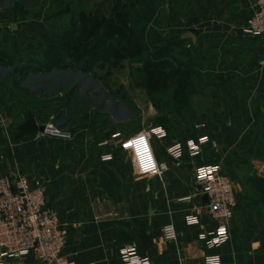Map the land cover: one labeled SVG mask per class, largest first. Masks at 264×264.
Listing matches in <instances>:
<instances>
[{
    "label": "crops",
    "instance_id": "obj_1",
    "mask_svg": "<svg viewBox=\"0 0 264 264\" xmlns=\"http://www.w3.org/2000/svg\"><path fill=\"white\" fill-rule=\"evenodd\" d=\"M122 1L82 2L86 3L87 13L94 10L100 18L109 20ZM255 2L184 0L181 11L170 14L169 9L162 8V32L173 38L191 32L195 40L184 42L197 52L222 45L238 46L240 41L246 48L250 38L242 34V28L254 11ZM51 6L56 10L45 18ZM58 6L61 7L57 9ZM69 16L67 4L58 0H0V116L10 121L7 130L0 125V178L22 175L30 181L45 183L47 201L68 230L65 253L76 264H121L120 249L129 243L150 264H204L207 251L198 241L197 229L185 222L193 204L201 202L202 197L193 182V172L195 166L224 163L232 179L236 206L229 240L211 252L219 255L223 264H264V256L250 242L251 238L244 242L237 238L256 219L248 206V195L243 194L247 183L238 180L233 165L234 157L241 154L233 148L248 135L243 131L244 123L249 125L261 111L264 195V52L261 67L245 71L249 73V81L239 89H233L231 82H224L225 86L216 82L223 99L213 100L211 106L216 109L223 106L224 111L215 118L226 119V129L219 120L210 123L206 119L186 130L175 126L169 130L155 122L148 125L147 128L161 127L167 134L163 140L153 138L147 143L148 154L155 164L167 165L159 180L142 167L138 146L132 139L142 130L125 129L124 119H105L109 113L119 115L122 106L116 100H105V85L110 79L104 68L96 64L75 67L69 65L72 60L66 56H62L59 67L43 68L44 54L40 51L43 45L61 47L62 39L72 32L85 41L72 20H67ZM261 44L264 46V38ZM50 107L55 109L56 124L65 132L61 137H45L38 132ZM29 120L35 122L37 132H19V126ZM115 133L125 138L124 145L105 150L96 147L97 140ZM202 135L218 144L224 141L227 152L205 146L193 159L171 161L167 157V147ZM105 151L112 154L111 161L100 160ZM186 197H191L193 203L180 202ZM165 223L176 227L174 242L161 238L160 229ZM19 262L33 263L31 258Z\"/></svg>",
    "mask_w": 264,
    "mask_h": 264
},
{
    "label": "rangeland",
    "instance_id": "obj_2",
    "mask_svg": "<svg viewBox=\"0 0 264 264\" xmlns=\"http://www.w3.org/2000/svg\"><path fill=\"white\" fill-rule=\"evenodd\" d=\"M82 1L58 0L62 5L67 4L70 14L67 20L71 19L73 27L80 30L79 35L85 40L82 42V51L86 56L90 55L87 50L98 43L104 34L110 39L109 45L105 46L106 50L95 63L105 69V76L110 79L105 85V100H116L122 108L116 117L109 113L105 119H124L123 125L128 130H144L153 122L169 130L174 126L186 130L204 119L210 123L219 120L222 128L226 129L227 120L215 118L217 113L224 111L223 106L216 109L211 104L213 100L223 99L218 94L219 85L225 86L224 82H231L233 89H239L249 81V73L245 71L261 67V52H264L261 37L253 40L250 38L246 48L240 41L238 46L222 45L197 52L180 37L173 38L162 32V8L169 9L170 14L181 11L184 0H124L117 4L109 20L100 18L94 10L87 13L86 3ZM50 8L46 10L45 18L56 10L55 7ZM59 47L60 44L43 45L40 48L44 54L42 61H46L45 56L52 48L59 50ZM68 63L75 67L81 65L73 61ZM217 81L223 83L218 85ZM149 103L156 111L152 116L147 114ZM89 104L92 106L93 103ZM53 114L57 119L55 109L50 107L42 122ZM243 131H247L248 135L246 138L243 136L234 146L233 149L241 154L234 157L233 165L238 180L247 183L243 194L248 195V206L256 221L251 220L245 232L237 238L240 242L251 238L250 242H254L264 256L261 111L257 112L249 125L244 123ZM225 146L224 141L217 143V149L227 152ZM219 164L223 172L230 176L226 165Z\"/></svg>",
    "mask_w": 264,
    "mask_h": 264
},
{
    "label": "built area",
    "instance_id": "obj_3",
    "mask_svg": "<svg viewBox=\"0 0 264 264\" xmlns=\"http://www.w3.org/2000/svg\"><path fill=\"white\" fill-rule=\"evenodd\" d=\"M242 34L249 38H264V0H256L255 9L247 18ZM0 125L7 130L10 121L0 116ZM41 127V136L61 137L65 134L56 124L54 114ZM141 134L146 144L153 138L163 140L167 137L163 128L155 126L142 130L132 139L139 140ZM125 143V138L115 133L97 140L96 147L105 150ZM205 146L215 149L217 143L206 135L191 136L182 143L167 147L165 152L171 161H181L186 157L193 159L199 156ZM177 152L179 156L175 154ZM100 160L111 161L112 154L105 151L100 155ZM161 165H165L166 169ZM156 169V174L149 171L148 175L162 180L161 175L167 170L166 163H156ZM193 182L201 188L200 195L207 197V205L203 206L201 202L193 204L191 212L185 216V222L197 229L198 241L207 251L204 264H209L210 258L214 257H219V264H223L220 256L211 251L230 238V222L236 206L233 183L219 163L195 166ZM46 195L47 187L41 181H30L22 175L0 178V264H24L19 261L27 258L32 259L31 264H76L65 253L68 230L61 224L57 211L49 205ZM180 202L193 203L191 197L183 198ZM210 223H214V226H209ZM160 234L164 242H174L177 238V230L172 223L163 224ZM119 255L121 264H143L145 259L150 264L148 258L131 243L124 245Z\"/></svg>",
    "mask_w": 264,
    "mask_h": 264
},
{
    "label": "trees",
    "instance_id": "obj_4",
    "mask_svg": "<svg viewBox=\"0 0 264 264\" xmlns=\"http://www.w3.org/2000/svg\"><path fill=\"white\" fill-rule=\"evenodd\" d=\"M109 40L110 39H108L106 34H104L102 39L100 41H97L98 43L91 47V49L87 50L88 53H90V55L88 54V57L86 56V53L82 51L81 39L77 37L73 32L69 33L62 39L61 47H59V50L52 48L49 51V54H46V61L43 63V68L45 70H51L53 68L59 67L62 62V56L70 58L75 63H80V66L82 68L93 66V64H96L95 62L97 61L95 56L104 53V50H106L105 46L109 45ZM109 50L111 49L109 48ZM82 61H84L83 64L81 63ZM19 132L36 133L37 126L35 125V122L33 120L25 121L19 126Z\"/></svg>",
    "mask_w": 264,
    "mask_h": 264
},
{
    "label": "clouds",
    "instance_id": "obj_5",
    "mask_svg": "<svg viewBox=\"0 0 264 264\" xmlns=\"http://www.w3.org/2000/svg\"><path fill=\"white\" fill-rule=\"evenodd\" d=\"M141 138H143V140L145 141V139H144V137H143V134H141V137L139 138V140H140ZM170 151H171V150H170ZM175 154H176L177 156H179V153H178V152L175 153ZM148 156H149V154H148V149H147L146 151H143V152H142V155H141V164H142V162H143V168H147V169H149V170H147V171H151L152 174H156V172H157L156 164H155L154 160L152 159V157H151V159L149 160V159H148ZM160 167L166 169V166H165V165H161ZM255 246H256V245H254V247H255ZM143 264H148L147 259H145V260L143 261ZM209 264H219V257L210 258V262H209Z\"/></svg>",
    "mask_w": 264,
    "mask_h": 264
},
{
    "label": "water",
    "instance_id": "obj_6",
    "mask_svg": "<svg viewBox=\"0 0 264 264\" xmlns=\"http://www.w3.org/2000/svg\"><path fill=\"white\" fill-rule=\"evenodd\" d=\"M181 39H191L192 41L195 40V37L194 35L191 33V32H187L185 34L182 35ZM156 113V111L154 110L153 106L151 103L148 104V110H147V114L149 116H152ZM38 132L39 134L42 133V127L40 126L39 129H38ZM198 191L199 192H202L201 188L200 187H197ZM201 203L203 206H206L207 205V197L205 195H202L201 197Z\"/></svg>",
    "mask_w": 264,
    "mask_h": 264
},
{
    "label": "snow or ice",
    "instance_id": "obj_7",
    "mask_svg": "<svg viewBox=\"0 0 264 264\" xmlns=\"http://www.w3.org/2000/svg\"><path fill=\"white\" fill-rule=\"evenodd\" d=\"M138 146V154L141 156L143 151H146L148 149V146L146 142L141 138L140 140H137L134 142ZM127 146V145H126ZM148 159H151V156H148ZM142 167H143V162H142ZM145 171L149 170L147 168H144ZM221 232H223V229H221Z\"/></svg>",
    "mask_w": 264,
    "mask_h": 264
}]
</instances>
